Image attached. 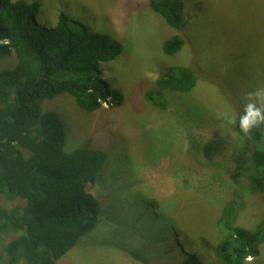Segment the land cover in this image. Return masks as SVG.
<instances>
[{
    "label": "rangeland",
    "instance_id": "rangeland-1",
    "mask_svg": "<svg viewBox=\"0 0 264 264\" xmlns=\"http://www.w3.org/2000/svg\"><path fill=\"white\" fill-rule=\"evenodd\" d=\"M26 1L40 4L41 24L53 26L64 12L123 46L115 60L100 64L103 80L124 94L121 106L86 112L65 93L44 101L66 123L65 147L107 154L88 185L99 202V223L54 264H143L131 251L149 264H179L189 254L201 264H222L215 220L233 193L240 195L236 224L252 228L264 217L251 145L222 121L242 110L245 93L264 87V0H183L178 30L151 11L150 0ZM174 34L185 44L165 55L162 43ZM15 64L13 54H5L0 70ZM169 65L193 68L198 82L189 94L167 92L161 111L144 94ZM15 203L0 195L1 205ZM16 235L0 234V253ZM244 264H264V243Z\"/></svg>",
    "mask_w": 264,
    "mask_h": 264
},
{
    "label": "trees",
    "instance_id": "trees-1",
    "mask_svg": "<svg viewBox=\"0 0 264 264\" xmlns=\"http://www.w3.org/2000/svg\"><path fill=\"white\" fill-rule=\"evenodd\" d=\"M148 6L170 27H182L183 0H150ZM39 13L37 1L0 0V60L9 53L16 60L13 69L0 70V195L16 202L0 204V234H17L2 248L0 264H54L99 223V202L88 185L96 182L107 154L87 145L65 147L66 123L44 101L65 93L86 112L124 103V94L103 80L100 67L121 54L118 38L90 32L64 12L48 27L38 22ZM184 44L174 34L163 41V53L174 55ZM197 82L193 68L169 65L144 99L164 111L167 92L189 94ZM236 130L251 145L252 179L260 192L264 128L250 137ZM233 196L215 220L219 235L214 247L222 264H244L258 256L264 243V217L252 228L236 224L240 195ZM130 255L150 263L137 251ZM179 264L201 263L189 254Z\"/></svg>",
    "mask_w": 264,
    "mask_h": 264
},
{
    "label": "clouds",
    "instance_id": "clouds-1",
    "mask_svg": "<svg viewBox=\"0 0 264 264\" xmlns=\"http://www.w3.org/2000/svg\"><path fill=\"white\" fill-rule=\"evenodd\" d=\"M222 121L227 127H238L248 137L264 128V87L245 93L242 110L238 114L225 113Z\"/></svg>",
    "mask_w": 264,
    "mask_h": 264
},
{
    "label": "bare ground",
    "instance_id": "bare-ground-1",
    "mask_svg": "<svg viewBox=\"0 0 264 264\" xmlns=\"http://www.w3.org/2000/svg\"><path fill=\"white\" fill-rule=\"evenodd\" d=\"M127 162V161H126Z\"/></svg>",
    "mask_w": 264,
    "mask_h": 264
}]
</instances>
